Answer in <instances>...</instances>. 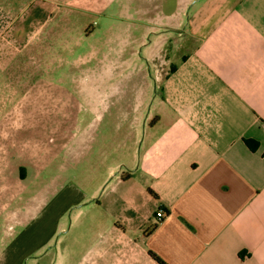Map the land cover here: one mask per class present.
I'll list each match as a JSON object with an SVG mask.
<instances>
[{
  "label": "crops",
  "instance_id": "obj_1",
  "mask_svg": "<svg viewBox=\"0 0 264 264\" xmlns=\"http://www.w3.org/2000/svg\"><path fill=\"white\" fill-rule=\"evenodd\" d=\"M112 1L17 0V54L53 48L72 8L85 20ZM182 23L149 26L132 46H147L142 62L159 72L156 109L137 98L119 118L131 133L143 125L141 145L61 230L50 264H264V0H204L171 26ZM5 184L0 175V219L17 221Z\"/></svg>",
  "mask_w": 264,
  "mask_h": 264
},
{
  "label": "rangeland",
  "instance_id": "obj_2",
  "mask_svg": "<svg viewBox=\"0 0 264 264\" xmlns=\"http://www.w3.org/2000/svg\"><path fill=\"white\" fill-rule=\"evenodd\" d=\"M203 2L113 0L85 20L72 8L69 21L54 24L53 48L20 56L17 0H0V175L7 203L17 196V221L13 212L0 219V264H50L61 230L94 208L83 202L99 196L111 168L132 162L143 125L131 133L119 118L137 98L152 113L159 96V72L142 62L147 46H132L149 26L155 34L181 30L183 23L171 25ZM82 19L96 24L75 23ZM40 63L52 65L34 67Z\"/></svg>",
  "mask_w": 264,
  "mask_h": 264
},
{
  "label": "built area",
  "instance_id": "obj_3",
  "mask_svg": "<svg viewBox=\"0 0 264 264\" xmlns=\"http://www.w3.org/2000/svg\"><path fill=\"white\" fill-rule=\"evenodd\" d=\"M164 215H165V213H164V211H162V210H159V211L157 212V216H158L159 218H162Z\"/></svg>",
  "mask_w": 264,
  "mask_h": 264
},
{
  "label": "trees",
  "instance_id": "obj_4",
  "mask_svg": "<svg viewBox=\"0 0 264 264\" xmlns=\"http://www.w3.org/2000/svg\"><path fill=\"white\" fill-rule=\"evenodd\" d=\"M247 143L249 144L250 147H254L253 144L251 143V141H247ZM160 262H163L158 256H156L155 254H153Z\"/></svg>",
  "mask_w": 264,
  "mask_h": 264
}]
</instances>
